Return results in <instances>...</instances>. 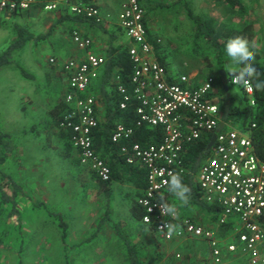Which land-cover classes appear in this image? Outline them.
Segmentation results:
<instances>
[{"label": "rangeland", "instance_id": "rangeland-1", "mask_svg": "<svg viewBox=\"0 0 264 264\" xmlns=\"http://www.w3.org/2000/svg\"><path fill=\"white\" fill-rule=\"evenodd\" d=\"M141 2L149 14V27L158 29L153 34L161 39V53L172 70L184 75L195 72L194 76L187 75L190 80L217 79L219 101L223 100L220 72L225 70L229 79L232 75L226 68L217 66V50L209 40L197 36L196 24L189 18L188 10L204 18H215L216 25L227 24L236 30L243 29L252 20L255 38L248 42L249 49H259L264 67V0H243L248 11L238 15H233L226 4L216 0ZM16 19L17 15L0 11V54L17 38ZM69 35L74 47L72 33ZM51 42L54 38L48 39L46 45L36 42L32 47L27 44L24 49L15 50L11 63L0 68V126L8 134L0 148V156L6 158L0 163V264H129L123 258L127 247L124 238L131 243L125 227L126 220L130 219L125 201L130 190L128 184L116 183L108 195L102 191L101 202L92 201L93 187L98 184L89 177L83 179V168L88 175L92 176L93 172L78 164L76 155L67 156L66 141L60 130L50 123L49 111L65 98L69 82L63 65L57 67L50 57L58 49ZM55 42L60 46L59 37ZM223 58L228 63L227 56ZM22 68L34 77L25 76ZM228 85L235 105L243 104V89L231 81ZM232 123L240 127L238 122ZM4 175L11 178V184ZM13 184L20 188L15 191ZM173 200L179 201L174 195ZM179 204L184 205L181 201ZM92 210L97 212L95 216L102 217L99 224L114 223L119 227L120 238L108 236L110 231L105 227H96L88 231L87 240L83 239V220L93 215ZM61 222L66 224L65 228ZM235 233L233 227L222 240L229 242ZM119 239L125 247L119 243L118 249ZM174 243L165 242V245L172 244L166 246V261L163 254H155L148 264H189L184 260L186 256L196 257L193 245L203 249L200 255L204 262L200 264H264L241 254H228L227 250L223 260L216 263L207 241L184 247L174 246ZM98 247L103 253L101 260H97Z\"/></svg>", "mask_w": 264, "mask_h": 264}, {"label": "built area", "instance_id": "built-area-1", "mask_svg": "<svg viewBox=\"0 0 264 264\" xmlns=\"http://www.w3.org/2000/svg\"><path fill=\"white\" fill-rule=\"evenodd\" d=\"M38 8L47 12L64 9L70 14L102 22L100 8L94 4L63 3L62 0H0L1 12L23 13ZM145 13L139 0L122 3L120 26L132 42L129 46L134 63L133 73L129 76L132 90L120 83L119 75L114 81L122 96V109L133 98H137L140 105L136 125L118 123L112 133L113 142H124L121 151L126 155L127 163H139L147 169L148 185L138 198L145 209L142 222L153 227L165 241L185 237L206 239L216 263L223 260L225 250L264 263V162L256 154L250 134L252 128L245 130L225 124L217 132L222 120L220 106L212 98L215 78L192 85L187 75L170 73L168 67L156 58L144 22ZM72 39L78 48L86 49V54L63 64L69 82L64 98L68 107L61 127L71 132L70 139L79 152L81 165L102 181H109L111 168L94 146V132L99 120L96 96L89 92L106 64V58L89 50L92 39L78 30L73 31ZM157 42L161 43V39L158 38ZM231 81L235 82V77ZM243 92L254 106L253 83L251 91L243 89ZM145 124L163 127L164 136L160 142L147 146L132 142L135 129ZM212 132L217 134L216 140L210 157L200 166L196 180L203 200L221 208L218 225L232 224L235 228L236 237L230 242L223 241L215 229L198 224L188 216L177 212L173 219L161 211V203H168L162 197L167 194L170 175L183 176L188 172L185 162L187 147ZM170 222L175 225L174 231L166 228Z\"/></svg>", "mask_w": 264, "mask_h": 264}, {"label": "trees", "instance_id": "trees-1", "mask_svg": "<svg viewBox=\"0 0 264 264\" xmlns=\"http://www.w3.org/2000/svg\"><path fill=\"white\" fill-rule=\"evenodd\" d=\"M74 2H83L97 5L94 0H73ZM141 5L144 8L141 0H139ZM218 3L226 4L233 15L244 14L247 13L248 8L244 4L243 0H216ZM98 6V5H97ZM12 14L18 15L19 12H13ZM189 18L194 21L196 24L195 29L197 36L199 38H204L209 40L211 46L217 50V66L222 69L225 68V63L227 60H224L223 56H226L225 46L229 39L234 37H241L246 39L248 42L254 40V22L251 20L247 26H245L241 30H236L229 27L227 24L216 25V19L209 17L204 18L201 15H197L193 12V10H188ZM70 18L73 21H78L84 16H78L73 14L64 15L63 18ZM96 24H100L101 22H96L95 20L90 19ZM149 14L146 12L144 17L145 26L147 28L149 40L154 45L155 54L157 60L167 66V62L165 56L162 52V43L157 42L158 36L153 34L150 31L148 26ZM123 29V28H122ZM15 30L17 33V38L13 40V42L9 45L7 50L0 54V68L7 66L11 63V56L15 50L24 49L28 42L31 40H38L45 38V35H40L39 37H35L30 30L20 25L15 26ZM254 57L253 63L257 67L259 71V78L264 79V67L262 65V55L258 48L253 47L250 51ZM112 57L111 59H106L105 64V74L108 76L106 79L107 82H104L102 88H106L109 82H112V78L114 81L115 76L119 75L121 77V82L126 85L130 90H132V85L129 81V76L133 73L134 63L129 54V46L128 45H119L117 49L111 50ZM22 73L27 77H34L29 74L25 69L22 68ZM233 76H231L232 78ZM232 82V81H231ZM254 86V98L256 100V104L254 106L250 105L246 94L245 97V105L243 107L237 106L234 103L233 97L228 96L229 91L225 90V84L220 81V89L223 92L222 98L223 100L219 101L220 111H221V120L226 123L238 122L240 128L245 130L252 128L250 134L253 139V143L255 145V151L258 158L264 162V90L257 91L255 89V82L253 81ZM118 84L114 81L110 83L111 92L108 93L110 96L103 97V102L105 103V109L107 111V118L105 121H101L99 118V124L94 132V146L96 152L107 162L109 167L111 168V178L109 181H102L96 174L95 177L99 181L102 189L107 192V195L111 191V185L115 181H125L132 183L139 191L137 199H135L132 206V213L135 218L138 220H143L145 209L139 204L138 198L143 194L146 189L147 182V169L139 163L129 164L126 161V155L121 151V143H115L112 141V133L114 128L118 123H124L127 126H134L138 120V107L140 102L137 98H133L128 106L124 109L120 107V102L122 100L121 94L117 91ZM67 104L64 99L57 103L54 107H52L49 111L52 123L56 128L60 130L61 137L66 141L67 146V156L70 155L73 144L70 139L71 132L61 127V121L63 120L64 114L67 110ZM253 124L255 125L253 127ZM227 126V125H226ZM135 134L132 138V142H139L143 146H147L151 143L160 142L164 136V129L162 126H151V125H142L135 129ZM214 133L204 134V137L192 144H190L185 152V162L188 168V172L182 176L183 182L189 188L188 197L191 200L190 202H194L200 206H202L205 210H207L211 215V221L213 223H217L219 217L222 213L221 208L217 205L206 203L200 192L196 175L199 171L202 163L208 159L211 155V151H208L209 142L212 139ZM8 134L3 132L0 126V148L2 147V143L6 140ZM4 156H0V163H4L6 160ZM78 164H81L80 159L77 160ZM5 180L8 181V184L12 183L11 178L4 175ZM20 186L13 184V189L16 191ZM166 195L162 197L169 204H171V200L169 197V191H166ZM5 195V193H3ZM6 196V195H5ZM8 200V199H7ZM6 200V201H7ZM61 225L65 228L66 224L61 222ZM153 228V227H152ZM221 231H229V229L233 230V227H230L229 224L220 226ZM66 237V234L63 235V238ZM174 241V240H173ZM124 242L127 245V251L130 256L131 264H142L139 259L138 250L134 245H132L126 238H124Z\"/></svg>", "mask_w": 264, "mask_h": 264}, {"label": "crops", "instance_id": "crops-1", "mask_svg": "<svg viewBox=\"0 0 264 264\" xmlns=\"http://www.w3.org/2000/svg\"><path fill=\"white\" fill-rule=\"evenodd\" d=\"M62 1H63V3L71 2V0H62ZM124 1L125 0H94V2L100 8V12L102 15V22L100 24H96L87 18H83V19L78 20V21H73V19L71 20L70 18L61 19L64 17V15L70 14L68 11H66L64 9H60V10L53 11V12H47V11H44V10L39 9V8L38 9H32V10H29L27 12H23V13L18 14L16 21L20 26H23V27L27 28L28 30H30L31 33L35 37H39L40 35H45V38L38 39V40L33 39V40L29 41L28 44L31 47L34 46L36 42H37V44L44 42V45H46L47 43H45V42H47L48 39L54 38V42H51V45L57 47L58 49H57V53L51 55L50 57H52V60H54V63L57 65V67H61V65H63L67 60H69L71 58H81V57H84L86 54V49H81V48L75 47V45L73 47V45L71 44L69 33L70 32L73 33L74 30H78L79 32H81V34L83 36L89 37L92 39V45L89 48V50H91L93 53H95L99 56L105 57L107 60H109L112 57V54H111L112 49H117L119 45H128V46L132 45L131 40L125 34V31L122 29V27L120 26V22H119V13L121 11V6H122V3ZM165 5L168 6L169 4H165ZM149 25H151L150 20L148 21V26ZM149 28H150V31L152 33L158 32V29H156L153 26H150ZM120 35H121V37H120ZM57 37H59V39L61 40V42H60V46H62L61 49L59 48L60 46H58L59 43L57 44L55 42ZM105 67L106 66L104 65L100 69L98 77L93 81V83L91 84V86L89 88V92L94 93V95L96 96V99H97V115H98V118L102 122L105 121L107 118V111H106V109L103 108L105 106L104 105L105 103L103 102V97H105V95H107V97L110 96L108 94L111 92L110 83L114 82L113 78H112V82H109L106 85L107 87L105 89L102 88V85H104V82H107L106 79L108 78V76H106V74H105V71H106ZM167 67H168L170 73H172L174 75H184V74H178L177 72H174L172 70V68L170 67V64L168 62H167ZM195 74H196L195 72H192V73H190V75L189 74H186V75H189L191 77V75L194 76ZM225 78H227L229 82L231 81V79H229V75L227 74L226 71H225L224 75L221 74L220 79H221V81H223ZM204 81H205V77L197 78V80H195V78H194V80L191 79V84L197 85V84H200ZM243 94H244V92H243ZM218 95H219L218 81L216 79L212 98L215 102L220 104L219 100H218V97H219ZM230 96L233 97V94H231V91H230ZM233 99H234V97H233ZM244 105H245V97H244V103L241 105H238V106L243 107ZM221 122H223V121H221ZM226 125H227V127H234V128L238 127L236 124H233V123H229ZM238 128H240V127H238ZM70 154H71L72 158H73V155H76V157H77L76 160L79 159V154H78L76 149L73 148ZM88 177L91 179H94L96 184H98L95 187L92 186L93 191H92V199L91 200L94 201L95 203L101 202V199L103 197L102 191L105 192V190L102 189V187H101L99 181L97 180V178L95 177V175L94 174H92V176L88 175L86 173V169L83 168V179L88 180L89 179ZM116 183H120L122 185L128 184V186L130 188V190H128L126 193L127 200H125L128 202L127 208L129 211L130 219L126 220L127 222L125 223V227L129 231L128 235H129V239L131 240V244L134 245L136 247V249L138 250L139 259L141 260L142 264H148L149 263L148 261L151 259V256H154L155 254H157V255L163 254L164 255L163 259H164V261H166L167 257H168V253L166 252L167 250H165L166 246H169V245L171 246L172 244L165 245V242L168 243L169 241L163 240L154 228L146 225L141 220H138L137 218H135L133 216L132 206H133L135 199H137V197H138V194H139L138 189L132 183L125 182V181L113 182L111 185L112 189ZM168 195L170 197L171 204L176 207L179 215L188 216V217L192 218L198 224H201L205 227H207V226L212 227V228L217 227L218 231L216 230V232L221 239L226 238L225 236L231 231V229H229V231H226V230L221 231L220 230L221 228L218 225V223L215 224L211 221L212 215L207 210H205L202 206H200L194 202H190L191 201L190 199H188V203H187L188 205L187 204L182 205V204H179V201L175 202L173 200V194L169 193ZM94 213H97V212L92 210L93 215H91V216L87 217L85 220H83V239L85 238L87 240L88 239L87 236L89 234L88 231L94 230V229H96V227H98L97 229H102V228L104 229V227H105V228L109 229V231H110L108 236L113 237L114 235H118V237L120 238V233L118 232V230L120 229L119 227H115L116 225H114V223H112V224L107 223L105 225L103 223L99 224L98 222L101 220L102 217H98V215L95 216ZM207 216H208V218H207ZM229 225H230V227H233L232 224H229ZM93 235H94V233H93ZM235 237H236L235 235H234V237H230V239H231L230 241H233L235 239ZM92 240H94V239H92ZM205 240L206 239L199 238V237H185V238H176L174 241H170V242H175L174 246L184 247V245H187L189 243H191L192 245L196 244V243L200 244L202 241L204 243H206L207 240L206 241ZM113 241H114V239H112V242ZM225 241H227V240H225ZM100 243L101 242H97L98 245ZM119 243H121V246L125 247L123 244V240L119 239V241H117L118 249H119ZM207 243H208V241H207ZM97 251L99 252L98 254H96L99 256V258L97 257V260H101L102 256H103V253L101 252L102 249L100 247H98ZM124 251H125L123 253L124 260H128L129 264H131L130 256H129L128 251H127V247H125ZM201 251H203V249L200 248V246L196 247L193 245L192 246V252H193L194 256H196V257L195 258L194 257L188 258V256H186L184 261H187V263H189V264H191L193 261H195L196 264L203 263L204 257L200 255ZM184 252H185V248H184ZM211 253H212V251H211ZM228 254H238V253H229L228 252ZM96 255H95V257H96ZM226 255H227V253H226ZM224 256H225V254H224ZM244 256H246V255H244ZM246 257H248V256H246ZM88 259L89 258H86V260H88Z\"/></svg>", "mask_w": 264, "mask_h": 264}, {"label": "clouds", "instance_id": "clouds-1", "mask_svg": "<svg viewBox=\"0 0 264 264\" xmlns=\"http://www.w3.org/2000/svg\"><path fill=\"white\" fill-rule=\"evenodd\" d=\"M225 53L228 63L224 67L235 77V82H232L236 87L239 86L245 91H251L252 82L254 81L257 91L264 90V79L259 78V71L253 63L254 57L250 52L249 43L246 39L241 37L229 39L225 46ZM168 191L182 203H188L190 190L183 182L181 175H170ZM161 211L164 216L172 217L173 219L177 215L176 207L169 203H161ZM166 228L169 231H174L175 225L170 222L166 225Z\"/></svg>", "mask_w": 264, "mask_h": 264}, {"label": "water", "instance_id": "water-1", "mask_svg": "<svg viewBox=\"0 0 264 264\" xmlns=\"http://www.w3.org/2000/svg\"><path fill=\"white\" fill-rule=\"evenodd\" d=\"M220 73L224 75V74H225V70H221ZM223 83L225 84V90L229 91V85H228V84H229V81H228V79L225 78V79L223 80ZM228 96H230V92H228ZM224 125H225L224 122H220L219 127H218V129H217V132H220V131L223 129ZM216 136H217V134H214V135L212 136V139H211V141L209 142V145H208V148H207L208 151H210V150L212 149V147H213V145H214V143H215V140H216Z\"/></svg>", "mask_w": 264, "mask_h": 264}]
</instances>
